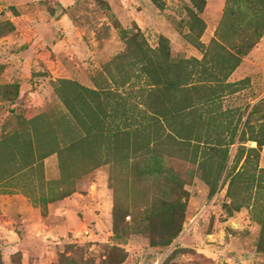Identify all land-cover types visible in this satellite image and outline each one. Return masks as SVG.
Here are the masks:
<instances>
[{
	"label": "trees",
	"instance_id": "16d2710c",
	"mask_svg": "<svg viewBox=\"0 0 264 264\" xmlns=\"http://www.w3.org/2000/svg\"><path fill=\"white\" fill-rule=\"evenodd\" d=\"M151 1L157 4V0ZM229 1L237 6L249 3L252 19L246 22L240 7H228L224 22L207 46L201 40L207 24L200 16L206 0H190L192 9L185 10L183 23L177 25L202 58L184 55L164 35L157 47L150 46L135 24L133 33H124L126 50L94 77L95 88L61 74L55 85L62 110L29 119L9 112L0 133V184L32 172L53 155L58 156L64 174L79 168L87 174L103 166L113 171L111 241L99 245L96 258L89 256V245L68 244L52 264H125L129 252L122 244L132 231L145 236L153 248L171 246L186 221L190 196L186 187L200 175L214 195L229 170L235 145L227 176V210L241 211L249 192L264 194V168L259 165L264 116L254 119L262 102L247 116L240 114L236 122L233 110L214 108L220 100L244 89L245 80L229 79L264 35V0ZM11 25L29 34L34 52L45 57L48 48L31 23L15 19ZM9 87L14 91L8 92ZM19 89L18 84L0 81V95L8 93L12 102L19 97ZM250 142L256 147L247 146ZM176 164L186 165L187 172L181 174ZM142 182L159 185L161 194L152 198L147 192L138 195L144 203L138 219L129 203V188ZM73 193L64 191L59 199ZM262 229L257 250L264 254V221ZM179 253L174 250L162 264H171ZM23 259L21 251L8 261L0 252V264H23Z\"/></svg>",
	"mask_w": 264,
	"mask_h": 264
},
{
	"label": "rangeland",
	"instance_id": "374dc122",
	"mask_svg": "<svg viewBox=\"0 0 264 264\" xmlns=\"http://www.w3.org/2000/svg\"><path fill=\"white\" fill-rule=\"evenodd\" d=\"M206 1L200 15L207 24L201 39L206 46L215 38L228 7H240L241 17L246 22L252 19L249 3L237 6L229 0ZM192 7L190 0H157V4L151 0H0V81L20 87L14 102L8 93L0 95V133L10 111L29 119L42 112L62 110L56 95L58 75L95 88L94 77L126 50L124 33H133L135 24L150 46L157 47L164 35L184 55L202 58V53L177 30L185 10ZM15 19L33 25L48 48L44 58L34 52L29 34L13 29ZM242 80L246 82L244 89L220 100L214 108L233 110L236 122L240 114L247 116L262 102L260 113L254 117L260 119L264 116V35L230 77V82ZM247 146L256 147V143ZM236 151L237 145L231 149L229 170ZM259 165L264 168V147ZM176 169L181 174L187 172L183 164H176ZM229 170L214 195L200 175L186 187L190 194L186 221L171 246L153 248L145 236L132 231L128 242L122 244L129 252L125 264H162L174 250L181 253L171 264H264V254L257 250L263 234L264 194L249 192L247 205L229 213ZM71 174L77 177L68 179ZM112 175L110 166L87 174L81 168L64 174L58 156L53 155L32 172L2 182L0 252L5 259L21 251L23 264H52L68 244L89 245V256L96 258L99 245L113 237ZM67 190L74 193L59 199ZM129 192V203L141 219L144 203L138 195L147 192L149 198L160 196L161 188L142 182Z\"/></svg>",
	"mask_w": 264,
	"mask_h": 264
},
{
	"label": "crops",
	"instance_id": "0c3cea01",
	"mask_svg": "<svg viewBox=\"0 0 264 264\" xmlns=\"http://www.w3.org/2000/svg\"><path fill=\"white\" fill-rule=\"evenodd\" d=\"M233 74H234V73H233ZM233 74H232V75H233ZM229 81H230V79H229Z\"/></svg>",
	"mask_w": 264,
	"mask_h": 264
}]
</instances>
